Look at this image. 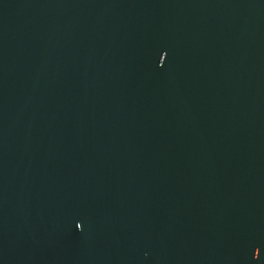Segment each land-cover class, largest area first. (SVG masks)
<instances>
[{
	"label": "water",
	"instance_id": "water-1",
	"mask_svg": "<svg viewBox=\"0 0 264 264\" xmlns=\"http://www.w3.org/2000/svg\"><path fill=\"white\" fill-rule=\"evenodd\" d=\"M0 264H264V0H0Z\"/></svg>",
	"mask_w": 264,
	"mask_h": 264
}]
</instances>
